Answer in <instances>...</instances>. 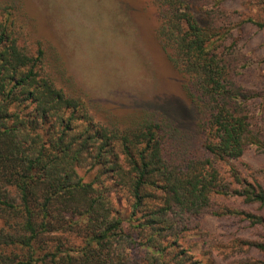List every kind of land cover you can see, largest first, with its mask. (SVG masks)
I'll use <instances>...</instances> for the list:
<instances>
[{
    "label": "trees",
    "instance_id": "16d2710c",
    "mask_svg": "<svg viewBox=\"0 0 264 264\" xmlns=\"http://www.w3.org/2000/svg\"><path fill=\"white\" fill-rule=\"evenodd\" d=\"M196 1L157 0L164 49L191 77L197 146L167 117L125 127L96 120L57 85L45 50L22 41L11 7L0 4V264H218L181 242L204 216L264 224L218 201L264 208L263 183L235 166L251 148L264 154V112L261 94L236 71L227 11L196 13ZM244 243L264 252V241Z\"/></svg>",
    "mask_w": 264,
    "mask_h": 264
},
{
    "label": "rangeland",
    "instance_id": "374dc122",
    "mask_svg": "<svg viewBox=\"0 0 264 264\" xmlns=\"http://www.w3.org/2000/svg\"><path fill=\"white\" fill-rule=\"evenodd\" d=\"M10 6L18 34L33 50L46 52V69L58 86L80 97L94 118L121 127L147 114L178 123L186 143H200L195 113L186 85L191 77L174 65L158 30L161 23L157 0H0ZM199 9L227 11L235 27L228 45L241 60L237 72L246 87L261 95L256 106L264 112V0H197ZM226 15V14H225ZM245 65V66H244ZM251 182L264 185V154L249 149L235 162ZM224 171V170H223ZM91 180L95 171L80 167ZM219 204L259 214L264 208L242 197H218ZM123 203V202H122ZM200 230L181 240L194 257L218 264H260L264 252L248 241H264V224L252 225L243 217L206 215Z\"/></svg>",
    "mask_w": 264,
    "mask_h": 264
}]
</instances>
